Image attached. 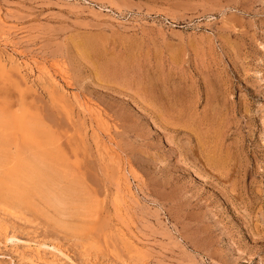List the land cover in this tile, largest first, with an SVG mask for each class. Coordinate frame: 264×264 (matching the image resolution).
I'll return each mask as SVG.
<instances>
[{"label": "rangeland", "instance_id": "rangeland-1", "mask_svg": "<svg viewBox=\"0 0 264 264\" xmlns=\"http://www.w3.org/2000/svg\"><path fill=\"white\" fill-rule=\"evenodd\" d=\"M0 116L91 204L0 174V264H264V0H0Z\"/></svg>", "mask_w": 264, "mask_h": 264}, {"label": "bare ground", "instance_id": "bare-ground-1", "mask_svg": "<svg viewBox=\"0 0 264 264\" xmlns=\"http://www.w3.org/2000/svg\"><path fill=\"white\" fill-rule=\"evenodd\" d=\"M0 125L2 126L4 124ZM1 136L0 174L3 185H7L8 189H11L14 193H21V191H32L36 193L40 199L44 200H41V202H46V205L48 204L49 207H53V211L60 220L63 218L65 220L66 217H73L78 220L79 218L84 219L90 215L89 207L91 204L88 196L77 187L79 180L67 168L68 166L66 164L57 159L43 160L41 162L37 159L27 160L24 157V159L13 160V157L11 159L8 157L9 155H6L7 152L4 146L7 141L2 139ZM52 153H55V151L53 152L52 150Z\"/></svg>", "mask_w": 264, "mask_h": 264}]
</instances>
